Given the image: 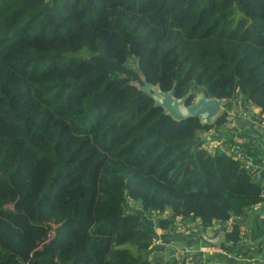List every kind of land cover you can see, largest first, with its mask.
<instances>
[{"label":"trees","instance_id":"obj_1","mask_svg":"<svg viewBox=\"0 0 264 264\" xmlns=\"http://www.w3.org/2000/svg\"><path fill=\"white\" fill-rule=\"evenodd\" d=\"M133 66L187 105L227 102L211 124L176 120ZM249 104L264 114V0H0V264H177L156 227L263 199L203 135Z\"/></svg>","mask_w":264,"mask_h":264},{"label":"built area","instance_id":"obj_2","mask_svg":"<svg viewBox=\"0 0 264 264\" xmlns=\"http://www.w3.org/2000/svg\"><path fill=\"white\" fill-rule=\"evenodd\" d=\"M239 118H242L244 120L250 121L252 125H255L257 128L261 127V130L264 132V114L260 111V109H254V108H242L239 113H237ZM204 137L207 136L206 134H203ZM226 143V142H225ZM224 141L220 142V140H210L207 142V145L209 147L213 146H221L225 150L228 151L230 155H232L237 160L241 161L242 166L245 167L246 170L249 171V173L255 177L256 179H264V164H258L257 161L247 152L243 149H241L239 146L233 144H225ZM263 199L253 207L249 208L245 214L241 215H231L230 218L224 222L221 223L219 221H214L211 225L205 226L203 220L200 218L193 219L192 222L185 226L184 223H186V220L182 217H177L175 219L174 228L172 230L167 231L166 229H156L157 237L155 238V241L153 242L152 248H156L164 245L167 246V248L172 247L171 242H163L167 236H169L172 232L176 230V232L179 234L197 237L200 234L202 235L203 232H206L207 229H212L216 233L223 232L224 238L226 236L228 242L231 246L237 248L241 245H243L244 241L246 240L248 236V226H247V220L249 216L251 215L250 212L253 210H257L258 207L264 208V190L262 192ZM130 204H133L130 202ZM169 212H165L162 214L163 218L170 217ZM238 225L240 227L239 237L240 240L238 244L234 242L233 239H231L228 235L229 232L232 231L233 226ZM185 238L181 239L182 247L179 248L175 259L177 260V264H220L217 262H214L211 258H215V254L225 252L221 245H210L208 247L206 246H195V245H187V242L184 240ZM236 248V247H235ZM162 250V249H161ZM163 252V250H162ZM239 253H235L236 255V261L237 264H264V255L263 256H253L249 257L247 255H238ZM151 259H155V253L151 254Z\"/></svg>","mask_w":264,"mask_h":264},{"label":"crops","instance_id":"obj_3","mask_svg":"<svg viewBox=\"0 0 264 264\" xmlns=\"http://www.w3.org/2000/svg\"><path fill=\"white\" fill-rule=\"evenodd\" d=\"M246 108H251L249 105ZM230 122L223 127L217 128L212 135H219L221 140L230 145H237L241 149L245 150L247 154L251 155L258 164H264V132H258L253 130V125L248 120L239 118L237 114L230 116ZM241 126V127H240ZM254 128L258 129L255 125ZM252 129L251 131H248ZM250 216L247 220L248 226V236L243 242L244 244L239 246L237 250H232L233 246L230 245L226 236L222 237L220 244H205L201 241L199 243L200 247L210 246V245H222L226 243L228 248L225 249L221 247L225 252L215 254V258H211L214 262L220 264H237L235 253L238 255H247L249 257L253 256H263L264 255V208L258 207L257 210L250 212ZM185 226L189 225L193 219H185ZM219 233H216L212 229L206 230V235L209 238H215ZM203 235V234H202ZM204 236V235H203ZM224 236V235H223ZM183 238H187V235L178 234L176 230L172 232L163 242H171L172 247L167 248V246H160V249L163 250L159 255L164 258L170 256H176L179 248L182 247V242L180 241ZM207 240V239H206ZM208 241V240H207ZM187 242V241H186ZM238 244V242L236 243Z\"/></svg>","mask_w":264,"mask_h":264},{"label":"water","instance_id":"obj_4","mask_svg":"<svg viewBox=\"0 0 264 264\" xmlns=\"http://www.w3.org/2000/svg\"><path fill=\"white\" fill-rule=\"evenodd\" d=\"M144 85L139 88L149 95L156 106L164 108V112L170 114L176 120H183L190 117H197L204 124H211L220 114L223 109L224 99L218 97H209L206 93H199L194 102L187 105L186 100L191 95L189 91L183 97L174 95V87L169 90H164L158 85H154L146 77H142ZM232 118V116H231ZM205 239L214 244H220L223 237V232H220L217 237L209 238L206 232H203Z\"/></svg>","mask_w":264,"mask_h":264},{"label":"rangeland","instance_id":"obj_5","mask_svg":"<svg viewBox=\"0 0 264 264\" xmlns=\"http://www.w3.org/2000/svg\"><path fill=\"white\" fill-rule=\"evenodd\" d=\"M86 52L85 51H81V52H78V53H74V55H77V56H79V55H89L90 53H87V54H85ZM128 70H129V73L133 76V80H134V82L135 83H137L138 85H140V86H143L144 85V80L142 79V77L139 75V73H138V70H137V67H135V66H133L132 68H128ZM154 85H158V86H160L158 83H153ZM230 86V85H229ZM224 104H223V109H224V105H225V103L227 102V99H225L224 98ZM245 106L244 105H242V106H240L239 108H238V110L236 111V113L235 114H237V113H239L240 112V110L242 109V108H244ZM249 107H251V108H254V109H260V108H258V107H256L254 104H249ZM222 109V110H223ZM222 110H221V112H222ZM260 111L262 112V110L260 109ZM220 112V113H221ZM241 127V126H240ZM252 129H249L248 131H251ZM253 130L254 131H257V133L260 131V132H262L261 131V127H259L258 129H256V128H253ZM206 139L209 141V139H210V136H206ZM210 140H212V139H210ZM220 142H222L221 140H220ZM225 143V142H224ZM226 144V143H225ZM217 146V145H216ZM216 146H213V147H209L208 145H207V148L208 149H210V150H213ZM51 235H53V232H52V234Z\"/></svg>","mask_w":264,"mask_h":264}]
</instances>
